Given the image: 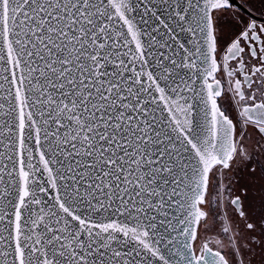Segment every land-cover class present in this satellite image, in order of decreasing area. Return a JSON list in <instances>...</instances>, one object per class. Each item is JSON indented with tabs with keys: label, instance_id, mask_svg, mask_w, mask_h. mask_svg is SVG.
<instances>
[{
	"label": "snow or ice",
	"instance_id": "1",
	"mask_svg": "<svg viewBox=\"0 0 264 264\" xmlns=\"http://www.w3.org/2000/svg\"><path fill=\"white\" fill-rule=\"evenodd\" d=\"M0 264H264V0H0Z\"/></svg>",
	"mask_w": 264,
	"mask_h": 264
}]
</instances>
